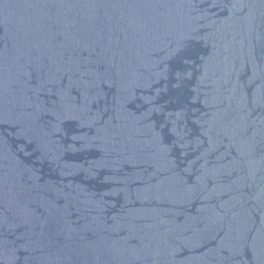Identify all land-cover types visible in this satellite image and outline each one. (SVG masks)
<instances>
[{"label": "water", "instance_id": "1", "mask_svg": "<svg viewBox=\"0 0 264 264\" xmlns=\"http://www.w3.org/2000/svg\"><path fill=\"white\" fill-rule=\"evenodd\" d=\"M0 264H264V0H0Z\"/></svg>", "mask_w": 264, "mask_h": 264}]
</instances>
